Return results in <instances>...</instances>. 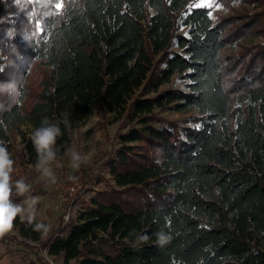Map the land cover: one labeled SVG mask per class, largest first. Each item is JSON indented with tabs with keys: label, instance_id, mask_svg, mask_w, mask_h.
<instances>
[{
	"label": "trees",
	"instance_id": "trees-1",
	"mask_svg": "<svg viewBox=\"0 0 264 264\" xmlns=\"http://www.w3.org/2000/svg\"><path fill=\"white\" fill-rule=\"evenodd\" d=\"M190 1L0 0V142L35 166L25 124L58 123L57 156L98 108L142 124L110 160L119 189L43 244L64 264H264V0H217L218 21ZM169 104L196 115L154 113ZM36 222L14 226L40 241Z\"/></svg>",
	"mask_w": 264,
	"mask_h": 264
},
{
	"label": "rangeland",
	"instance_id": "rangeland-1",
	"mask_svg": "<svg viewBox=\"0 0 264 264\" xmlns=\"http://www.w3.org/2000/svg\"><path fill=\"white\" fill-rule=\"evenodd\" d=\"M195 6L209 7L214 21H218L220 17L227 14V10L217 0H191L187 5L188 8ZM178 32L185 33L186 28L182 27ZM38 72L34 69L30 74L31 79L35 78ZM185 81L180 75L175 74L170 82L161 85L159 89L183 87ZM149 89L139 88L136 96H153L155 92ZM154 113L165 119L175 120L179 126H184L189 125L188 117L196 115V110L181 112L175 110L173 104H169L165 108L155 107ZM22 129L31 136L29 125H23ZM133 129H142L138 118L126 114L117 116L98 108L92 116L72 130L69 145L66 143L62 145V155L57 156V161L51 165L56 176V183L49 182L35 169V166L22 160L18 152L20 148L18 138L10 144L3 142L15 161L13 180L23 177L31 184V194L40 197L36 220L47 222L51 230L46 235H41L40 241H33L22 237L14 226L11 231L0 236L4 238L0 241V259H3L0 264H20L15 262L16 259H23L24 264H30L26 261L30 258L37 264H64L62 255H49L43 244L52 236L65 233L66 231L60 227L65 224V228L70 222L76 221L78 214L90 205L94 196L100 192L119 189L114 184L109 163L116 155L117 149L138 144V142L124 141L121 137ZM69 149H75L86 155L87 161L79 168L73 167ZM70 187H73V190H70ZM13 199L21 202L24 198L13 195ZM8 256L12 258L9 259ZM73 263L74 261L71 260L68 264Z\"/></svg>",
	"mask_w": 264,
	"mask_h": 264
},
{
	"label": "clouds",
	"instance_id": "clouds-1",
	"mask_svg": "<svg viewBox=\"0 0 264 264\" xmlns=\"http://www.w3.org/2000/svg\"><path fill=\"white\" fill-rule=\"evenodd\" d=\"M4 89H0L3 91ZM61 135L58 123H49L45 120L42 125L31 133V141L37 153L35 169L51 183H56V176L51 167L57 161V138ZM72 166L79 168L87 161V156L75 149H69ZM15 161L3 142H0V236L11 231L17 217L27 220L32 224L36 220L37 206L40 197L31 194V184L21 177L13 180ZM71 179V177L69 178ZM13 195L23 197L21 202H16ZM34 230L46 235L51 226L42 222L34 223ZM156 243L164 247L170 243L172 237L164 230L155 233ZM148 237L141 235L137 237L140 242L146 241Z\"/></svg>",
	"mask_w": 264,
	"mask_h": 264
},
{
	"label": "snow or ice",
	"instance_id": "snow-or-ice-1",
	"mask_svg": "<svg viewBox=\"0 0 264 264\" xmlns=\"http://www.w3.org/2000/svg\"><path fill=\"white\" fill-rule=\"evenodd\" d=\"M50 2H51V0H50ZM69 2H71V0H69ZM55 8L57 10H63L65 8L64 0H56ZM41 31H43V29H41Z\"/></svg>",
	"mask_w": 264,
	"mask_h": 264
},
{
	"label": "crops",
	"instance_id": "crops-1",
	"mask_svg": "<svg viewBox=\"0 0 264 264\" xmlns=\"http://www.w3.org/2000/svg\"><path fill=\"white\" fill-rule=\"evenodd\" d=\"M2 257H3V256H1V258H2ZM8 257H9V259L12 258V257H10V256H8ZM62 258H63V257H62ZM1 260H3V259H0V261H1ZM5 260H6V259H5ZM26 261L29 262L30 264H31V263H33V264H37V263H34V260H33L32 258H30V259H26ZM15 262H17V263L19 262L20 264H24L23 259H16ZM4 264H6V263H4Z\"/></svg>",
	"mask_w": 264,
	"mask_h": 264
},
{
	"label": "built area",
	"instance_id": "built-area-1",
	"mask_svg": "<svg viewBox=\"0 0 264 264\" xmlns=\"http://www.w3.org/2000/svg\"><path fill=\"white\" fill-rule=\"evenodd\" d=\"M70 190H73V187H70Z\"/></svg>",
	"mask_w": 264,
	"mask_h": 264
}]
</instances>
